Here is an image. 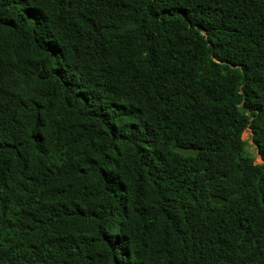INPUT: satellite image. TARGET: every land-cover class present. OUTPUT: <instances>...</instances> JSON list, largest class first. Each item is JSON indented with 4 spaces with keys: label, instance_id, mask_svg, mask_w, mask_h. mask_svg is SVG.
I'll return each mask as SVG.
<instances>
[{
    "label": "trees",
    "instance_id": "obj_1",
    "mask_svg": "<svg viewBox=\"0 0 264 264\" xmlns=\"http://www.w3.org/2000/svg\"><path fill=\"white\" fill-rule=\"evenodd\" d=\"M0 264H264V0H0Z\"/></svg>",
    "mask_w": 264,
    "mask_h": 264
},
{
    "label": "water",
    "instance_id": "obj_2",
    "mask_svg": "<svg viewBox=\"0 0 264 264\" xmlns=\"http://www.w3.org/2000/svg\"><path fill=\"white\" fill-rule=\"evenodd\" d=\"M174 152L186 158L188 157L198 158L201 153V150L193 149V148L178 147L174 150ZM212 201L215 205H223L226 203V201L220 197H213Z\"/></svg>",
    "mask_w": 264,
    "mask_h": 264
},
{
    "label": "rangeland",
    "instance_id": "obj_3",
    "mask_svg": "<svg viewBox=\"0 0 264 264\" xmlns=\"http://www.w3.org/2000/svg\"><path fill=\"white\" fill-rule=\"evenodd\" d=\"M244 141L247 142L248 144V147H247V150L248 152L256 158V163L257 164H261V160L259 158V155H258V151H257V148L254 146L253 142H252V133L250 130L246 131V133L244 134V137H243Z\"/></svg>",
    "mask_w": 264,
    "mask_h": 264
}]
</instances>
